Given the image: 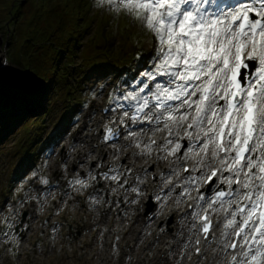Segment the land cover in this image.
<instances>
[{
  "label": "snow or ice",
  "instance_id": "snow-or-ice-1",
  "mask_svg": "<svg viewBox=\"0 0 264 264\" xmlns=\"http://www.w3.org/2000/svg\"><path fill=\"white\" fill-rule=\"evenodd\" d=\"M101 3L151 33V49L136 52L131 72L95 71L81 103V113L90 109L78 133H89L82 155H73L75 144L61 154L57 141L19 170L0 201L4 254L19 264L30 252L29 264H41L59 252L60 264H84L76 252L86 233L73 236L69 217L61 218L84 203L106 218L144 221L131 245L121 225L81 244L92 250L88 264H264V0ZM52 91L50 80L0 57V127L44 106ZM53 156L60 157L55 168ZM181 205L180 228L165 240L167 219L157 221ZM92 222L100 226L95 216ZM141 251L144 260L134 255Z\"/></svg>",
  "mask_w": 264,
  "mask_h": 264
},
{
  "label": "rangeland",
  "instance_id": "rangeland-1",
  "mask_svg": "<svg viewBox=\"0 0 264 264\" xmlns=\"http://www.w3.org/2000/svg\"><path fill=\"white\" fill-rule=\"evenodd\" d=\"M92 1L94 2L93 3L94 7H92V11H91V18H90L91 25L87 33L83 32V37L82 39L79 40L77 56L75 58V63L81 65L83 59L87 57H91V60L88 61L85 60L83 66L81 65L82 69L85 68L86 65L96 64L95 66L85 68L83 70L85 71V75L83 76V79L82 78L80 79V83H78L76 80L75 82H73L77 90V96H81L82 102L86 100L89 89L95 87V84L93 82V77L97 69L101 67L112 68L116 70V73H120L125 71L131 72V70L137 66L135 60L134 61L130 60L131 62L130 65L126 63L124 64L123 62L125 58L131 57L133 53L132 47L134 41L132 39L130 40L127 39V44H125V41L121 43V38H122L121 33L125 28L131 29L130 32H132L133 34H138L142 30L139 23L134 22L133 18L130 15H128L126 12L121 11L117 13L115 10H110L107 4L101 3V0H92ZM6 3L7 5L12 4V6L14 7L15 0H8L6 1ZM0 12H3L1 8H0ZM126 16H128V20H126L127 18ZM10 20L11 17L8 20L6 14L3 15L1 18V13H0V28L2 23L8 26ZM2 29L0 30V57L4 59L8 58V62L13 67H15L21 73H26L24 68L18 63H16L14 58H12L11 56L12 55L11 52L15 49L13 45L12 48L10 46L8 47L4 46V44L8 42L10 34L13 33L12 27L7 28L9 30L8 32L6 31L7 30L6 28H5L6 30H2ZM109 30L111 31V33L115 31L116 34L115 36L111 37L115 45L113 51L114 55L108 58L107 42H106L107 38L106 36L102 37V34H104V32H107ZM107 35L110 37L109 33ZM147 37H148L147 39L149 40L140 46V48L142 49L139 50L137 49V51H143L145 48H148L149 50L151 49V43H150L152 41L151 33H149ZM120 51H121V56H119ZM76 99L79 98L77 97ZM48 104L54 106L53 102L51 103V101L50 102L48 101L44 106L36 109L39 112L41 111L40 114L41 117L46 116V111H47L46 108ZM69 104L73 109H75V116H73L69 120V122L65 124L64 120L62 119L64 115L63 110H65V107H60L56 105V109L53 112V115L44 120L43 125H45V130L41 132L40 135L34 136L33 134L31 138V142H26L27 140H29V138H27V136H24V134H22L23 128H21L20 126H18L17 128L11 127V129H9L2 136H0V201H3L7 196L10 195L13 183L19 180L20 177L19 170H22L23 166L26 164L25 160L27 163L40 162V158L44 156V153L46 152V150H44V146H46V148L49 147L51 149L52 145L55 144L57 141H59L61 146L58 148V151L61 154H63L66 150H70V145L73 144L76 145L78 151L84 150L80 147V144L82 141L87 139L89 133L85 132L84 134H80V135H78V133H80V129L84 128V122L87 121L88 119L90 109H85L83 110V113H81V104H78L76 100ZM29 114H30L29 116H31V118L29 117L27 119L30 120L29 125L35 128L36 122L33 121L36 117V114L34 111L33 113L30 112ZM77 116L80 117L79 127L74 126V121ZM97 120H99V117H97ZM92 127L94 128L97 127V124L93 123ZM61 137H63V139H61ZM38 139L39 142L37 143L36 140ZM25 143L27 144V146L32 147L31 152L28 155H26L27 151H25V149H22V144ZM30 143L32 144L30 145ZM34 145L35 147L40 146L41 149L38 151L33 147ZM109 151H111V149H109ZM122 159L124 160V162H128L126 159L124 158ZM59 160H60L59 156H53L50 162L53 168H55V166L59 163ZM106 162L110 163L109 160H106ZM72 163L74 164V162ZM83 172L84 170L81 169V174H83ZM25 187H27V185H25ZM97 187L104 188L105 182L101 181V183L97 185ZM21 195H23L22 191L20 193H17V196H21ZM79 199H82V197H80ZM105 199H108V197L106 196ZM113 199H115V197H113ZM86 209H87V205L81 203L79 208L76 209L75 211H72L69 208V209H65V212L61 214V218H63L65 215L69 217L71 224L75 229V231L72 232L73 236L81 235L82 234L81 230H83V233H86L82 235V240L77 244L79 248L77 252V256H79L84 261V264H88L87 261L88 258L85 257H89V253L82 254V248L80 247V245L93 242L96 239V236L94 237L93 235H95V232H97L94 231L93 229L88 230L86 228L87 224L92 223V217H93L89 213L90 211H87ZM179 211H180L179 214H182V210ZM109 212L111 213L112 210L110 209ZM96 213L97 212H95V215H97V217L104 216L102 213H98V214ZM36 215L39 216L40 214L37 213ZM113 215H110V217L107 218L104 216L103 228L104 227L112 228V227H116L117 225H121L120 234L123 237V235L126 234L125 233L126 230L124 229V219H120V222L115 221V224L112 225L111 222L113 221L114 218ZM43 217H47V212L43 214ZM135 218L136 217H133V221H136ZM175 220L176 217H174L173 220H171V222L170 221L168 222L169 229L167 231L169 236H171L169 232L171 231V229L175 227ZM157 224H159V222H157ZM157 224H155L154 227H156ZM36 228L37 231H39V225H36ZM63 231L67 233L69 232V229L65 228ZM29 237L34 241H39L43 239L39 236H29ZM110 239H111L110 234L106 233L105 234L106 248L108 246L107 242ZM132 239L133 238L131 237L128 238L127 242L132 241ZM43 242L47 247L48 246L47 239H44ZM4 247L5 246H0V264H15V261L12 260L10 255L6 256L4 254ZM57 248H59V244H57ZM65 252L68 253L67 244L65 245ZM24 253H25L24 255L25 258L21 260L19 264H29L31 253L30 252H24ZM68 254L70 255V253ZM134 255H139V253H136ZM103 259H107V254L103 256ZM140 260L142 259L140 258ZM60 261H61L60 253L54 252L49 259L47 260L42 259L41 264H60ZM109 262L111 264V261ZM98 263H101V261H96V264ZM71 264H76V262L72 261Z\"/></svg>",
  "mask_w": 264,
  "mask_h": 264
},
{
  "label": "trees",
  "instance_id": "trees-1",
  "mask_svg": "<svg viewBox=\"0 0 264 264\" xmlns=\"http://www.w3.org/2000/svg\"><path fill=\"white\" fill-rule=\"evenodd\" d=\"M0 0L3 10L1 18L9 16L13 33L6 45L15 48L11 52L15 62L21 65L26 73L45 81L50 80L53 91L50 97L54 100L58 92L73 89L68 78L80 80L82 66L75 63L79 39L88 28V14L92 6L90 0H15L7 5ZM1 24L2 30L7 26ZM6 28V29H5ZM8 32V29L6 30ZM110 46V44H109ZM71 98V94L68 95ZM70 110V109H69ZM51 114V107L47 116ZM70 114H73L70 110ZM25 131H29L28 128Z\"/></svg>",
  "mask_w": 264,
  "mask_h": 264
},
{
  "label": "bare ground",
  "instance_id": "bare-ground-1",
  "mask_svg": "<svg viewBox=\"0 0 264 264\" xmlns=\"http://www.w3.org/2000/svg\"><path fill=\"white\" fill-rule=\"evenodd\" d=\"M149 135H150V133H149ZM121 143H124L123 141L121 142ZM83 151L84 150H77V152L76 153H74L73 155L75 156V155H82L83 154ZM131 153L129 152L127 155H130ZM110 161V163H112V161L111 160H109ZM74 163H75V161H73ZM139 165L137 164V167H138ZM155 167V166H154ZM85 206V205H84ZM182 206L183 205H181L180 207H178V208H172L171 209V214H178V210H180L181 208H182ZM121 207H125L124 205H122ZM115 211H119V209H115ZM92 216H95L96 218H97V222L99 223V227H97V225L96 224H93V222L92 223H89V224H87L86 225V228L88 229V230H94V231H97V232H95V235H93L94 237L97 235V233L98 232H100V231H102L103 230V219H104V216L102 217H97V215H95V212H89ZM96 214H98V213H96ZM142 215V214H141ZM164 217H167V216H163V218ZM179 217L180 216H177L176 217V230L178 229V228H180V223H179ZM169 217H167L166 219H168ZM116 221H118V222H120V219L118 220V219H116ZM144 226V221H142V223H141V220H139L138 221V224H136V223H129L128 221H126V220H124V229L126 230L125 231V235H123V237H127V239L128 238H133L132 240H134L135 239V236H136V233L137 232H139L140 231V229L142 228ZM152 227H153V229H154V224L152 225ZM87 229H85V230H87ZM129 231H131V233H132V235H128V232ZM29 239H31L30 237H29ZM165 240H172V239H174V237L173 236H169V235H167L165 238H164ZM106 241V240H105ZM128 243V242H127ZM88 244V243H87ZM93 247H95V245H93ZM78 250H79V248H78V246H77V252H78ZM77 252H76V255H77ZM91 252H92V250L90 249L88 252H85L83 249H82V254H88L89 253V257L91 256ZM21 255L22 256H24L25 255V253L22 251L21 252ZM71 255V254H70ZM104 255H106V254H103V256ZM89 257H85V258H88L89 259ZM103 258V257H102ZM138 258L140 259H145V257H144V253H143V251H141L140 253H139V255H138ZM88 261V260H87ZM97 261H99V260H97ZM98 264H101V263H98ZM109 264H110V262H109Z\"/></svg>",
  "mask_w": 264,
  "mask_h": 264
}]
</instances>
